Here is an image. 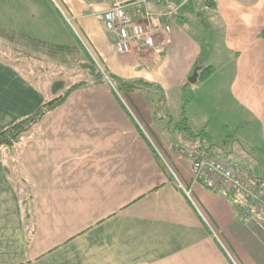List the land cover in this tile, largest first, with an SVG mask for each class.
Listing matches in <instances>:
<instances>
[{
  "label": "crops",
  "instance_id": "0c3cea01",
  "mask_svg": "<svg viewBox=\"0 0 264 264\" xmlns=\"http://www.w3.org/2000/svg\"><path fill=\"white\" fill-rule=\"evenodd\" d=\"M176 4L151 1L148 10ZM53 5L69 37L54 29L43 30L54 42L40 37L29 26L34 17L19 5H4L11 10L4 8L7 21L0 22L3 41L36 56L52 52L55 64L87 77L7 153L0 147V264H264V219L243 220L234 198L192 184L190 164L172 149H205L227 166L248 164L264 180V0H190L170 20L161 19L171 31L158 38L155 52L126 55L115 52V36L98 20L107 0ZM201 26L216 50L212 44L205 50ZM10 32L16 42L6 39ZM90 63L105 81H94ZM196 69V83L189 84ZM24 71L0 59V132L45 102ZM143 93L159 103L130 99ZM184 94L191 96L188 105L206 113L204 124L214 116L206 101L225 107L223 119L215 118L241 143L245 158L211 143L209 125L196 137L178 128L182 117L189 123Z\"/></svg>",
  "mask_w": 264,
  "mask_h": 264
},
{
  "label": "built area",
  "instance_id": "2783aa9c",
  "mask_svg": "<svg viewBox=\"0 0 264 264\" xmlns=\"http://www.w3.org/2000/svg\"><path fill=\"white\" fill-rule=\"evenodd\" d=\"M151 1L162 5L172 0H107L108 8L98 15V20L115 36L114 48L118 55L130 54L136 49L155 52L158 38L171 31L170 25L161 19L170 20L190 0H177L175 6L160 13L148 10ZM65 20L70 24L69 19ZM172 149L190 164L192 184L212 193L223 191L234 198L243 220L253 216L264 219V180L255 177L249 166L233 169L197 147L188 149L174 144Z\"/></svg>",
  "mask_w": 264,
  "mask_h": 264
},
{
  "label": "rangeland",
  "instance_id": "374dc122",
  "mask_svg": "<svg viewBox=\"0 0 264 264\" xmlns=\"http://www.w3.org/2000/svg\"><path fill=\"white\" fill-rule=\"evenodd\" d=\"M4 5L7 6H12V5H19V9L24 11L23 15L28 16V17H34L33 20L30 22V28L33 30L34 33H38L40 37H44L48 39V35H45L43 30L47 32V29H54L55 31L59 32L60 37L62 39L66 38L67 36L69 37V34L66 32L64 29V26L60 24V26L57 25V20H56V15H54V11L52 8L53 6V1L52 0H0V22H5L7 19H5L6 13H3L8 7H5ZM4 8H6L4 10ZM55 9V8H54ZM7 10H11L7 9ZM59 11V10H58ZM60 13V12H59ZM9 14V13H8ZM61 15V13H60ZM62 16V15H61ZM63 18V16H62ZM22 21V19H21ZM24 21V20H23ZM194 24L198 23L200 26V22L193 20L192 21ZM16 25V24H15ZM189 27L191 26V23L189 22ZM42 27V29L40 28ZM46 27V28H45ZM70 27V26H69ZM202 28V39H204V47L205 50L211 46L213 49L215 47L213 46V40L211 36H209V33L207 32L206 29ZM39 31H42L41 34H39ZM193 31V30H192ZM194 35H197V31H193ZM51 42H54L52 39H48ZM216 45V44H215ZM217 48V46H216ZM216 50V49H215ZM39 54L36 56L33 51H30L27 48L20 47L17 45H12L9 44L2 39H0V59L1 60H8V62L13 63L19 68H23L25 73H27V77L39 87L40 91H42V95L45 98V102L43 105L46 103L50 102L51 100L61 96L66 90L67 87L72 86L73 84H76L81 81H86L87 77L84 75V73H80V70L73 73V67L72 66H66L65 64L61 63L60 61L55 64L52 59V52L45 51V52H38ZM32 55L36 56L37 59H33L30 57ZM208 65V64H207ZM43 69H45L43 71ZM42 71L41 72H39ZM53 80H60L62 83L65 84V89L61 90L58 92V89H55L52 87L51 82ZM116 84V83H115ZM117 85V84H116ZM119 93V97L123 99L124 101L128 102V98L126 95L120 90V88L117 90ZM142 98L138 99V97L131 96L130 99L136 103L140 102H146L145 104L151 106L150 104H157L159 103L158 98L155 96H151L148 93H143L141 94ZM191 96L190 94H184L183 95V103L185 99H190ZM204 106L209 110V117L213 116L212 120H208L205 124L203 122L204 118H206L205 114L203 113L200 109V105H188L185 108L184 116L189 119L188 128L193 131V134H197L198 131H201L203 127L206 125H209L208 130L211 133V143H214L220 148H224L228 151H231L234 153V155H237L238 157H243L245 158V149L241 145V143L236 142L234 140H231L229 136V132H225L224 129L217 123V118L215 116L220 117V119H223L225 107L221 108V111H219V108L215 103H212V100H208L204 103ZM218 110V111H217ZM182 111V110H180ZM159 117V116H158ZM206 120V119H205ZM210 121V122H209ZM143 123V122H142ZM208 123V124H207ZM146 128L145 125H143ZM144 129V130H145ZM148 130V129H147ZM146 131V130H145ZM147 135L151 139L150 141L153 143L154 147L157 149L158 153L162 156V158L165 159L163 150L159 142L155 140V137L150 134L147 131ZM228 137V138H227ZM170 141V140H169ZM175 140H171L168 142L172 144ZM176 142L185 144V142L181 139L177 140ZM19 144V143H18ZM196 146V144L194 143ZM206 145V142H205ZM17 146V145H16ZM15 146V147H16ZM186 146V145H185ZM6 151H9V147H3ZM244 149V150H243ZM12 151V150H11ZM242 159V158H240ZM166 160V159H165ZM248 166L245 165L244 167ZM243 167V168H244ZM233 168V167H232ZM236 170L242 169V168H233ZM172 171L177 173L175 170L172 169ZM256 171V170H255ZM254 173V171H253ZM258 173V172H256Z\"/></svg>",
  "mask_w": 264,
  "mask_h": 264
},
{
  "label": "trees",
  "instance_id": "16d2710c",
  "mask_svg": "<svg viewBox=\"0 0 264 264\" xmlns=\"http://www.w3.org/2000/svg\"><path fill=\"white\" fill-rule=\"evenodd\" d=\"M10 33L12 34V36H8L6 39L10 42H16V36L17 35L14 32H10ZM0 36L5 37L4 34H1V31H0ZM87 69L92 74L93 79H94V81H96V83H101V82L105 81L104 75L96 68V66L93 63H90L89 66H87ZM207 71H208L207 69L203 70L201 72V75L205 76ZM109 81L112 84L114 83L112 78H110ZM82 86H84L83 83H78V84H75V85L69 87L68 89H66V91L61 96L51 100L50 102L46 103L43 106H41L31 116H29L23 120H20V121L14 123L13 125H11L10 127L2 130L0 132V147L1 146L9 147V146H12L14 143L18 142L21 134L26 132L32 124L36 123L43 116H45L48 112H50V111L54 110L55 108H57L58 106H60L67 99V97L69 96L70 93H72L73 91H75L76 89H78ZM53 87L55 89H61L62 90V84L61 83H54ZM129 89H133V88L130 87ZM190 102H191L190 99H185L183 106H182V110ZM177 126H178V128L182 127V129L187 131L189 136L196 137L195 134H191L190 129L186 125L185 118L182 117L180 122L177 124Z\"/></svg>",
  "mask_w": 264,
  "mask_h": 264
},
{
  "label": "water",
  "instance_id": "95a60500",
  "mask_svg": "<svg viewBox=\"0 0 264 264\" xmlns=\"http://www.w3.org/2000/svg\"><path fill=\"white\" fill-rule=\"evenodd\" d=\"M198 77V69H196L190 78H188V83L194 85Z\"/></svg>",
  "mask_w": 264,
  "mask_h": 264
}]
</instances>
